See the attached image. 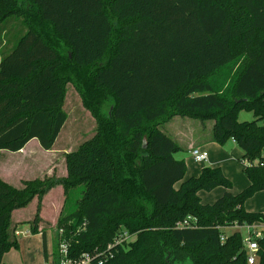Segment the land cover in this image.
<instances>
[{
    "label": "trees",
    "instance_id": "trees-1",
    "mask_svg": "<svg viewBox=\"0 0 264 264\" xmlns=\"http://www.w3.org/2000/svg\"><path fill=\"white\" fill-rule=\"evenodd\" d=\"M66 84L95 135L65 155L61 179L20 188L0 180V264L18 247L11 212L58 185L67 206L54 226L55 262L60 242L77 259L125 229L135 240L105 264H248L243 233L221 239L220 227L264 222L244 208L264 190V0H0V151L33 139L53 148ZM239 110L253 120L239 122ZM174 117L212 122L210 142L232 139L252 164L243 167L247 187L233 194L210 166L180 182L181 148L161 130ZM217 187L223 194L202 203L198 193ZM187 217L196 225L176 227ZM257 242L255 264H264V230Z\"/></svg>",
    "mask_w": 264,
    "mask_h": 264
},
{
    "label": "crops",
    "instance_id": "crops-1",
    "mask_svg": "<svg viewBox=\"0 0 264 264\" xmlns=\"http://www.w3.org/2000/svg\"><path fill=\"white\" fill-rule=\"evenodd\" d=\"M192 125L193 128H197L195 120L189 118L174 117L169 122L163 125V130H166L167 135L171 137L180 146V151L185 150L186 152H190L192 148L202 149L205 146V144L201 143V141H204V139L200 140L199 135L201 131L195 132L191 130ZM163 126H161V128ZM231 143L235 144L232 141ZM212 149L213 150L211 151V153L213 155H211V157L207 150L202 149L208 153V164L210 165V167H219L224 173V175L227 178L232 179L233 181L235 167L233 166L232 162L226 161L227 155L225 152L222 151L219 146H212ZM70 152L65 153V155ZM53 153V148L47 151L43 150L39 147L37 141L34 139L29 141L18 152H9L4 150L0 151V180L13 188H20L23 181L43 180L53 177V174L55 172V162ZM229 153L230 156L234 154L233 148L229 149ZM199 173L200 171L190 172L188 174L189 177H186L184 174V177L180 182H183L186 179H189L190 177H195ZM65 176L66 172H64L62 177ZM247 185V178L239 176V188H241L242 190L247 187ZM56 190L62 191V188L60 186L52 188L48 193L43 196L44 199L48 198ZM224 191H222V194ZM199 195L200 192L198 193V196ZM36 203L37 200L36 198H34L31 203H29V205H27L25 208L17 209L11 212L9 223L10 230H15L14 234L16 236L18 247L15 250H10L4 255L2 264H45L47 258L51 257L54 228H52L53 231L51 234V230L43 228L41 224L44 225L49 222L51 227H54L56 224L55 222H57V216L53 220L51 218H46L44 217V214H41L40 218L42 222L39 224L38 231L37 233H32L27 222L31 221L33 215L35 214ZM252 204L254 205L252 206ZM244 208L247 212L261 213L262 215H264V190L255 193L251 198L247 199L244 203ZM262 225L264 226V222L262 223ZM20 226L25 227L22 228ZM26 231H28L29 233H26ZM42 234H44L45 238L46 257H44L43 254ZM48 236L50 239V245H48Z\"/></svg>",
    "mask_w": 264,
    "mask_h": 264
},
{
    "label": "rangeland",
    "instance_id": "rangeland-1",
    "mask_svg": "<svg viewBox=\"0 0 264 264\" xmlns=\"http://www.w3.org/2000/svg\"><path fill=\"white\" fill-rule=\"evenodd\" d=\"M10 36L12 40H8V41H10L11 44H14L17 38L20 37V34H17L15 33V31H12ZM62 110L65 112L67 118L53 146L55 172L53 174V177L51 178H53L54 180L63 178L62 175L64 174V172H66L65 160H64L65 153L70 151H75L81 143L94 137L95 129H96L95 120L92 118L90 113L84 108L78 93L71 84L65 85V94L62 103ZM236 118L239 122L253 120L252 113L246 110H239L236 115ZM195 123L197 125V128L196 127L193 128L192 125L191 130L195 132L201 131L199 135L200 140L204 139L205 141V142L201 141L202 144H205V146L202 149L207 150L211 157V155H213L211 153V151L213 150L212 146L213 147L219 146L222 149V151L225 152L227 155L226 161L232 162L233 166L235 167V174H233L234 180L232 181V179L230 178L228 179L231 181V185H232L231 191L233 193H237L238 191L241 190V188H239L240 187L239 176L246 178L242 171L243 166L245 165L242 160V151L239 149V147L236 144H232L230 139H226L222 145L213 142L210 143V130H211L210 127L212 122L208 121L201 124L200 122L195 120ZM163 129L164 126L161 128V130L164 133H166V130ZM230 148H233L234 150V154L232 156H230L229 153ZM174 158L176 160L184 161L186 167L185 168L186 177H189L188 174L190 172H194V171L198 172L201 171L200 169H202L203 167L210 166L208 162L202 164L194 163L190 156V152H186L185 150L175 153ZM58 186L62 188V191L56 190L48 198L44 199V197H42L40 201H38L36 198L37 203L38 204L40 203L39 217L41 216V214H44V217L49 219L51 218L54 220L57 216L56 218L57 221L60 212L65 210L67 203L64 198V190L61 185ZM222 191H224L222 187H217L211 191H201L199 197L202 203L211 204L216 199L219 198V196L222 194ZM253 205L254 204H252V206ZM234 225L235 223L233 222L229 226L220 227V231L222 232L224 237L232 233L233 230H235ZM41 226L43 228L50 229L51 230L50 233L52 234L53 231L52 228L54 227H51L49 222H47L44 225L41 224ZM20 227L24 228L25 226H20ZM241 232L244 233L243 231ZM48 245H50L49 236H48Z\"/></svg>",
    "mask_w": 264,
    "mask_h": 264
},
{
    "label": "built area",
    "instance_id": "built-area-1",
    "mask_svg": "<svg viewBox=\"0 0 264 264\" xmlns=\"http://www.w3.org/2000/svg\"><path fill=\"white\" fill-rule=\"evenodd\" d=\"M232 142H234L231 139ZM190 156L194 162L205 163L208 160V153L200 148H192L190 150ZM245 165L251 166L252 164L243 161ZM262 165V162L260 163ZM195 219L187 217L180 222H177L176 227H192L195 226ZM234 228L236 230L243 231L242 244L243 249L246 252V260L248 264H255L258 260V240L262 238V232L264 226L262 223H253L251 225L244 224L238 225L235 223ZM26 233H29L26 231ZM224 236H221L223 239ZM135 240V235L130 234L125 229H120L113 240L106 245L103 249H95L92 252L83 253L77 259L68 257L67 243L60 242L59 244V258L55 262L52 252L51 257L47 258L45 264H105L113 257V250L118 249L127 250L129 245Z\"/></svg>",
    "mask_w": 264,
    "mask_h": 264
}]
</instances>
